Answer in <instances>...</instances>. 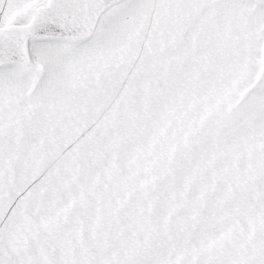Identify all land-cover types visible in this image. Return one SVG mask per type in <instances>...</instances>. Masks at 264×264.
Listing matches in <instances>:
<instances>
[{
    "label": "snow or ice",
    "instance_id": "snow-or-ice-1",
    "mask_svg": "<svg viewBox=\"0 0 264 264\" xmlns=\"http://www.w3.org/2000/svg\"><path fill=\"white\" fill-rule=\"evenodd\" d=\"M0 264H264V0H0Z\"/></svg>",
    "mask_w": 264,
    "mask_h": 264
}]
</instances>
